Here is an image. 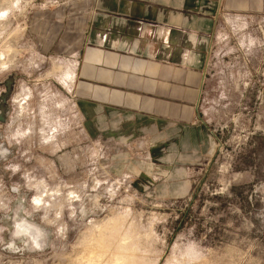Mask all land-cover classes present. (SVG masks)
<instances>
[{
  "label": "rangeland",
  "instance_id": "374dc122",
  "mask_svg": "<svg viewBox=\"0 0 264 264\" xmlns=\"http://www.w3.org/2000/svg\"><path fill=\"white\" fill-rule=\"evenodd\" d=\"M45 1L0 0V264H264V14L183 0L182 41L139 55L203 72L154 114L78 95L88 31L37 32Z\"/></svg>",
  "mask_w": 264,
  "mask_h": 264
},
{
  "label": "crops",
  "instance_id": "0c3cea01",
  "mask_svg": "<svg viewBox=\"0 0 264 264\" xmlns=\"http://www.w3.org/2000/svg\"><path fill=\"white\" fill-rule=\"evenodd\" d=\"M182 1L46 0V7L36 14L32 27L41 34H48L54 27L49 22L62 20L66 22L64 30L72 33L71 22L80 21L76 27L80 29L83 25L79 35L83 37L88 31V38L75 81L78 95L102 105H124L155 114L156 109L164 111L167 97L183 99L182 85L183 93H188L189 98L196 94L203 72L198 66L183 68L167 62L166 57L161 60L139 55L170 53L171 47L176 46L175 41H182V19H197L191 13L183 16ZM185 2L190 5L189 11L194 9L191 7L195 2L237 13L264 14V0Z\"/></svg>",
  "mask_w": 264,
  "mask_h": 264
},
{
  "label": "flooded vegetation",
  "instance_id": "af4514ba",
  "mask_svg": "<svg viewBox=\"0 0 264 264\" xmlns=\"http://www.w3.org/2000/svg\"><path fill=\"white\" fill-rule=\"evenodd\" d=\"M4 119V112L2 111V114H0V122H3ZM6 153V148L2 145V143H0V162L1 158H4L8 155H6ZM9 235H11V240L13 241H22L23 243L25 241H29V243L33 244L36 247H41L42 241L44 240V236L40 232L38 226L32 224L26 219L17 221L14 225V228L10 231Z\"/></svg>",
  "mask_w": 264,
  "mask_h": 264
},
{
  "label": "bare ground",
  "instance_id": "6f19581e",
  "mask_svg": "<svg viewBox=\"0 0 264 264\" xmlns=\"http://www.w3.org/2000/svg\"><path fill=\"white\" fill-rule=\"evenodd\" d=\"M98 234H99V239L96 243L93 244L94 249H93V254H91V255H93V257L96 260H102L104 258V256L106 255V251H105L106 248H108L109 245H111L112 239H114V238L111 235V232L109 231V229H104V230L100 231ZM120 258L113 257L108 261V264H126L125 261L121 260Z\"/></svg>",
  "mask_w": 264,
  "mask_h": 264
}]
</instances>
